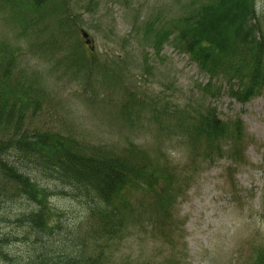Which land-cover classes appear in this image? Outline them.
Here are the masks:
<instances>
[{
    "label": "rangeland",
    "instance_id": "rangeland-1",
    "mask_svg": "<svg viewBox=\"0 0 264 264\" xmlns=\"http://www.w3.org/2000/svg\"><path fill=\"white\" fill-rule=\"evenodd\" d=\"M214 1L51 0L38 26L24 31V14L0 0V43L19 50L20 76L37 72L43 95L27 126L76 139L92 154L137 150L154 167L177 169L181 177L164 225L153 218L152 195L139 189L129 196L123 223L113 219V233L89 231L87 222L95 220L89 202L68 189L56 194L54 210L86 257L105 264H252L264 247V90L246 104L227 95L213 98L223 81L207 89L208 76L188 56L169 43L155 47L154 33L171 31L188 12ZM255 4L264 40V0ZM149 23L154 28L148 32ZM82 32L90 35L93 50ZM208 108H216L232 130L214 144L221 156L206 159L201 150L192 153L183 121ZM24 203L3 198L0 217L15 220ZM11 220H0L1 232L11 231ZM20 242L5 250L8 256H26L29 248ZM0 264H6L1 254Z\"/></svg>",
    "mask_w": 264,
    "mask_h": 264
},
{
    "label": "trees",
    "instance_id": "trees-1",
    "mask_svg": "<svg viewBox=\"0 0 264 264\" xmlns=\"http://www.w3.org/2000/svg\"><path fill=\"white\" fill-rule=\"evenodd\" d=\"M17 1L10 4L7 0L18 16L24 14L21 27L28 31L38 26L51 0H24L23 12L19 8L24 5H16ZM14 7L10 6L11 10ZM255 8V0L205 3L178 19L171 31L153 32L155 47L169 43L188 56L199 72L208 76L207 89L213 81H223L225 87H219L213 98L227 95L246 104L264 90V40ZM147 26L148 32L153 31V25ZM17 53L19 50H12L6 41L0 43V130L8 131L0 138V203L3 198L11 203L19 199L28 206H22L15 220L0 217L14 223H10L9 233L0 231V254L6 264H105L80 252L77 235L65 231L64 216L54 210L51 199L68 189L89 202L85 205L95 218L87 222L89 231L104 234L113 233L114 218L123 223L122 215L132 205L130 194L143 189L152 195L153 218L164 225L181 192V177L177 169L154 167L143 153L136 155L137 150L112 156L92 154L76 139L27 126L28 118L39 112L43 95L37 72L20 76ZM184 124L192 153L201 150L206 159L212 154L221 156L222 149L214 144L226 139L232 127L216 108L189 115ZM242 128L238 121V136ZM44 181L54 185L53 189ZM161 217L164 220H159ZM17 240L28 246L26 256L5 252ZM252 264H264V247L254 254Z\"/></svg>",
    "mask_w": 264,
    "mask_h": 264
},
{
    "label": "water",
    "instance_id": "water-1",
    "mask_svg": "<svg viewBox=\"0 0 264 264\" xmlns=\"http://www.w3.org/2000/svg\"><path fill=\"white\" fill-rule=\"evenodd\" d=\"M83 36L85 39H87V44H91V41L88 40V37H89L88 34L84 33Z\"/></svg>",
    "mask_w": 264,
    "mask_h": 264
}]
</instances>
